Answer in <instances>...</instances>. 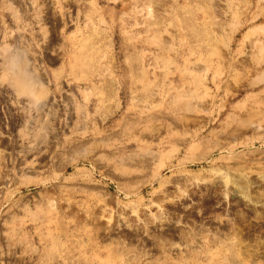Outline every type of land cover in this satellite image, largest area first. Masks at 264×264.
<instances>
[{"label":"rangeland","instance_id":"374dc122","mask_svg":"<svg viewBox=\"0 0 264 264\" xmlns=\"http://www.w3.org/2000/svg\"><path fill=\"white\" fill-rule=\"evenodd\" d=\"M263 28L264 0H0V264H264V209L215 176L264 204ZM168 118L204 139L158 175L135 156ZM39 146L90 188L28 182Z\"/></svg>","mask_w":264,"mask_h":264},{"label":"bare ground","instance_id":"6f19581e","mask_svg":"<svg viewBox=\"0 0 264 264\" xmlns=\"http://www.w3.org/2000/svg\"><path fill=\"white\" fill-rule=\"evenodd\" d=\"M236 4V3H234ZM233 5V4H232ZM240 5V4H238ZM237 5V6H238ZM247 5V4H246ZM32 8V7H31ZM53 8V6H52ZM236 8V7H235ZM234 10V9H233ZM184 11V10H183ZM236 11V9H235ZM234 11V12H235ZM239 12V10H238ZM101 14V13H100ZM233 14V13H232ZM235 16V15H234ZM101 17V16H100ZM236 17V16H235ZM257 17V16H256ZM234 18V17H233ZM101 19V18H100ZM254 20V19H253ZM92 22V21H91ZM101 24V23H100ZM103 25V24H102ZM112 25V24H111ZM110 25V26H111ZM87 26V25H86ZM97 26V25H96ZM188 26V25H187ZM225 26V25H224ZM229 26V25H227ZM223 27V26H222ZM235 27V26H234ZM94 28V27H93ZM147 28V27H146ZM233 28V27H230ZM261 28V27H260ZM90 29V28H89ZM114 29V28H113ZM192 29V27H191ZM194 29V28H193ZM210 29V28H209ZM222 29V28H220ZM235 29V28H234ZM264 29V28H263ZM94 30V29H93ZM101 30V29H100ZM156 30V29H154ZM208 30V28H207ZM259 30V29H258ZM257 30V31H258ZM102 31V30H101ZM148 31V30H147ZM186 31V30H185ZM192 31V30H191ZM198 31V30H196ZM91 32V31H90ZM99 32V31H97ZM107 32V31H106ZM109 32V31H108ZM193 32V31H192ZM209 31H207L208 33ZM213 32V31H212ZM227 33V31H225ZM259 32V31H258ZM105 33V32H104ZM155 33V32H154ZM159 33V32H157ZM182 33V32H181ZM225 33V34H226ZM230 33V32H228ZM234 33V32H233ZM102 34V32H101ZM114 34V33H113ZM184 34V33H182ZM209 34V33H208ZM223 33V35H225ZM235 34V33H234ZM79 34H77L78 36ZM83 35V34H82ZM86 35V34H85ZM181 35V34H180ZM212 35V34H211ZM210 35V36H211ZM232 35V34H231ZM92 36V35H91ZM149 36V35H148ZM161 36V35H160ZM159 36V37H160ZM205 36V35H204ZM209 36V35H208ZM213 36V35H212ZM215 36V35H214ZM229 36V35H228ZM75 37V36H74ZM156 37V38H159ZM233 37V36H232ZM79 38V36H78ZM153 38H155L153 36ZM210 38V37H209ZM216 38V37H215ZM226 38V37H225ZM230 38V36H229ZM75 39V38H74ZM152 39V38H151ZM163 39V38H162ZM185 39V38H184ZM211 39V38H210ZM209 39V40H210ZM9 40V39H8ZM53 40V39H52ZM216 39H214L215 41ZM124 41V40H123ZM155 41V39H154ZM159 41V40H158ZM184 41V40H183ZM86 42V41H85ZM99 42V41H98ZM161 42V41H160ZM159 44L161 45L162 43ZM210 43V42H209ZM213 43V42H212ZM217 43V42H216ZM155 44H158L155 43ZM105 45V44H104ZM216 45V44H215ZM214 45V46H215ZM97 46V45H96ZM106 46V45H105ZM112 46V45H111ZM210 46V45H209ZM259 46V45H258ZM160 47V46H159ZM206 47H208L206 45ZM92 48V47H91ZM163 48V46H162ZM261 48V47H260ZM108 49V48H107ZM160 49V48H159ZM213 49H215L213 47ZM217 49V48H216ZM228 49V48H227ZM226 49V50H227ZM262 49V48H261ZM109 50V49H108ZM100 51V50H99ZM183 51V50H182ZM262 51V50H261ZM213 52V51H212ZM218 52V51H217ZM215 53V51H214ZM219 53V52H218ZM213 54V53H212ZM263 54V53H262ZM159 55V54H158ZM260 55V54H259ZM179 56V55H178ZM158 57V56H157ZM80 59V58H79ZM99 59V58H98ZM261 59V57H260ZM95 60V59H94ZM53 62V61H52ZM87 62V61H86ZM91 62V61H90ZM96 62V61H95ZM258 62V61H257ZM166 63V62H165ZM258 64V63H257ZM19 65V64H18ZM20 67V66H19ZM186 68V67H185ZM184 68V70H185ZM14 70V68H13ZM179 71V70H178ZM189 71V70H187ZM13 72V71H12ZM21 72V71H20ZM16 73L15 75H13V84L17 86L18 90L22 91V92H27L29 94H31L35 100H39L40 98L42 99L46 97L47 100L50 99V97H48L46 95L45 89L41 88V87H37L39 84H37V82L35 80H32V78H30L28 76V74H26L25 72L22 73ZM184 72V71H183ZM180 73V72H179ZM2 74V73H1ZM10 74V73H9ZM186 74V72H185ZM12 77V76H11ZM178 77V76H177ZM9 78V77H8ZM144 79V78H143ZM188 80V79H187ZM146 81V80H145ZM185 81V80H184ZM183 81V82H184ZM144 82V81H143ZM177 82V81H176ZM43 83V82H42ZM41 83V84H42ZM117 83V82H116ZM15 86V87H16ZM173 88V87H172ZM17 90V89H16ZM48 90V89H47ZM181 90V89H180ZM175 91V90H174ZM48 92V91H47ZM114 92V91H113ZM116 92V91H115ZM111 93V92H110ZM109 93V94H110ZM119 93V92H118ZM104 96V95H103ZM109 96V95H108ZM101 97V96H100ZM112 97V96H110ZM115 97V96H114ZM33 98V99H34ZM104 98V97H102ZM117 98V97H116ZM113 99V98H112ZM186 98L184 97V95H182V93H176L174 98H173V103L176 106H179L181 109H186L189 108L188 103L185 101ZM103 101V100H102ZM101 102V101H100ZM38 103V102H37ZM152 111V110H151ZM189 113V112H188ZM188 115V114H187ZM196 117V116H195ZM164 118V117H163ZM170 119L173 127L170 131V133H167L165 136L161 135L156 136V137H152V139L150 140V142L143 148L141 149V151H139L137 153V162L138 164H140L143 167L146 168H155V171L158 175L161 174V172L164 169H169L171 171H174L181 163H182V159L180 158V155L182 154V152L185 153H189L192 150H196L197 148H199L201 146L202 143V139H204V137H201V133H202V129L198 128L196 130H193L192 132H186L188 130H186L185 132H183L181 135H179V132L177 130V120L173 119V118H168ZM203 119V118H202ZM198 120V119H197ZM196 120V121H197ZM195 121V120H194ZM200 121V120H198ZM185 123V122H184ZM189 123V122H187ZM198 123V122H197ZM187 125V124H186ZM196 126V125H195ZM188 128V127H187ZM156 133V132H155ZM158 134V133H157ZM160 134V133H159ZM31 135V134H30ZM69 135V134H68ZM116 135V134H115ZM179 135V136H178ZM67 136V135H66ZM40 137V136H39ZM41 140V139H40ZM45 140V139H44ZM31 142V141H30ZM40 142V141H39ZM145 142V141H144ZM28 143V142H27ZM147 143V142H146ZM169 143V145L167 144ZM219 142H215L214 145H216ZM31 144V143H30ZM36 144V143H35ZM34 144V145H35ZM42 144V143H41ZM47 144V143H46ZM45 144V145H46ZM33 145V144H32ZM38 145V144H37ZM213 145V146H214ZM30 147V146H29ZM168 147V148H167ZM40 150L35 151L36 153L41 152L42 154L46 155L48 154L50 159L48 160V162H37L35 163V165H33V167L30 169L31 173H36L39 170L42 169H46L51 167L52 168V174L51 175H47V176H42L39 178H36L34 181H28V182H34V184L36 185H40L42 186L43 189H45L47 187V185L50 184H57L56 186H58L59 188L61 186L59 185H63L66 184L67 180H69L70 178L73 179L75 181L76 184H78L77 186H79V189H88L90 188L91 183H88L87 180L83 179H79L76 178L77 176H81L83 174H85L87 171H89L91 173L92 170H88L87 168H80V160L74 158L73 156H68V153H54V154H50V152H47L45 150L42 151L41 147L39 146ZM43 148V147H42ZM142 148V147H141ZM166 148V149H165ZM225 147L224 145H217V149L218 150H224ZM29 149V148H28ZM36 150V148H34ZM38 149V147H37ZM50 150V149H49ZM213 151V149H212ZM33 151H30L29 154H32ZM133 157V156H132ZM134 158V157H133ZM130 163V162H129ZM72 167L74 169L73 173L66 174L68 172V169ZM179 168V167H178ZM225 172H221L217 171L215 172V176L216 178H218V180H222L223 182H225V186L226 188H230V190H232L233 188H237L239 187L240 190L245 193V206L248 208H252V209H260L263 208L264 209V204L260 203L258 201L253 200L251 197H249L248 194H246V192H248L251 188L252 185L245 183L246 181H244V183L242 182H238L236 179H231L229 178L228 175H226ZM231 173V172H230ZM66 174V175H65ZM231 175V174H230ZM239 177V176H238ZM160 179V178H159ZM158 179V180H159ZM214 179V178H213ZM27 182V183H28ZM221 182V181H220ZM207 184V183H206ZM222 184V183H221ZM203 185V184H202ZM196 188V187H195ZM205 188V187H204ZM238 188V189H239ZM210 189V188H209ZM229 190V189H228ZM223 196V195H222ZM180 197V196H179ZM183 197V196H182ZM229 199H225V201H228ZM244 200V199H243ZM162 201V200H161ZM177 201V200H176ZM175 201V202H176ZM160 202V201H159ZM174 202V203H175ZM179 202V201H178ZM161 203V202H160ZM166 204V203H165ZM157 205L156 209H160L163 206L166 205ZM168 205V204H167ZM174 205V204H173ZM193 205V204H192ZM172 206V205H171ZM184 208V207H183ZM163 209V208H162ZM166 209V208H165ZM190 209V208H189ZM162 211V210H161ZM208 211V210H207ZM108 215V214H107ZM110 216V215H109ZM143 218V217H142ZM127 220V219H126ZM125 220V221H126ZM159 220V219H158ZM107 222V221H106ZM128 222V221H127ZM135 222V221H134ZM150 222V221H149ZM111 223V222H110ZM139 223V222H138ZM143 223H145L143 221ZM152 223V221L150 222ZM161 223V222H160ZM135 224V223H134ZM137 224V223H136ZM157 224V223H156ZM142 225V222H141ZM113 226V225H112ZM115 227V226H114ZM113 227V228H114ZM145 227V226H144ZM143 228V227H142ZM120 229V228H118ZM117 229V230H118ZM124 229V228H123ZM140 229V228H139ZM146 229V228H144ZM116 230V229H115ZM140 232V231H139ZM142 233V232H141ZM145 233V232H144ZM58 239V238H57ZM56 241V240H55ZM176 247V246H175ZM236 259H233L232 263L235 262ZM223 262V261H222Z\"/></svg>","mask_w":264,"mask_h":264}]
</instances>
